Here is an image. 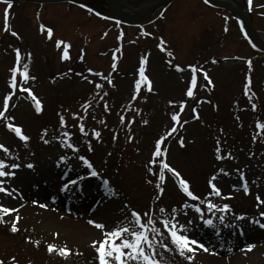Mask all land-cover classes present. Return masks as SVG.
<instances>
[{
	"label": "rangeland",
	"instance_id": "374dc122",
	"mask_svg": "<svg viewBox=\"0 0 264 264\" xmlns=\"http://www.w3.org/2000/svg\"><path fill=\"white\" fill-rule=\"evenodd\" d=\"M153 1L122 0V8L135 10ZM237 1L264 41V0H252L251 5L248 0ZM91 2L99 15L82 7ZM5 7L0 0V109H3V96L12 90L7 80L15 59L14 50L19 48L22 55L31 53L30 75L35 77L20 83L41 101L42 112H35L27 93L15 90L6 114L30 136L26 147L5 127L7 121L0 118V143L12 149L11 162L21 165L12 170L16 173L13 177L0 178L8 181L5 187L17 190L12 196L0 192V205L17 208L19 214L15 233L10 227L16 213H7L4 216L7 222L0 223L3 264H13L10 257H15V264H29V261L31 264H95L90 241L100 238V230L88 224V220L107 221V226L113 221L122 223L125 217L130 220V208L125 203L145 211V205L151 203L154 215L159 217V207H165V215H170L172 206L180 209L187 201L199 204L208 218L211 214L206 204L186 198L177 189L171 173L165 174L164 194L159 200L154 191L155 180L153 184L146 183V179L158 175L156 165H153L154 173L147 176L144 167L154 140L172 128L171 114L179 111L178 103L168 101L181 99L185 100L181 123L162 142V147L167 148L166 162L180 171L182 177L191 179L202 200L210 199L218 205L229 203L231 212L223 223L212 217L214 226L200 224L190 207L180 212L177 219L192 220V231L211 250L197 252L191 262L174 255L176 264H264V228L252 223L253 220L264 223V217L259 215L264 204L256 199L259 196L264 201V129L256 128L257 121L264 124V48L237 13L203 0H172L148 19L128 24L116 18L106 0L57 3L16 0L9 9L8 29H5ZM40 25L45 26V31L40 30ZM48 27L53 29L51 39L46 35ZM13 31L16 36L12 35ZM250 37L260 47L259 51L247 44L246 38ZM57 39L70 45V59H60L63 43L58 48ZM114 52L117 67L112 70ZM81 54L83 59H79ZM145 55L146 74L153 90L148 91L142 85L137 99L132 101L139 59ZM169 60L184 70L177 72ZM188 64L203 70L196 75L194 97L184 94L191 77L185 67ZM89 68L93 71L88 72ZM204 72L211 85L203 78ZM109 74L112 84L105 79ZM246 75L251 78L250 90L254 93L251 101L244 95ZM97 83L102 86L99 91L95 88ZM85 101L90 108H83ZM252 103L257 105L255 110ZM192 108L196 109L195 113ZM73 112L85 116L82 122L88 137L78 132ZM57 113L65 116L67 128L59 127ZM145 119L147 124L142 123ZM44 128L48 129L47 144L40 139ZM93 129L101 133L99 140L91 136ZM65 130L73 131L71 142L76 144V152L63 148L59 140L53 139ZM253 136L257 139L253 140ZM180 137L184 140L183 147L178 142ZM85 140L91 143L93 151H87ZM217 140L221 142V160L214 155ZM229 152L231 159L225 155ZM60 155L68 159L61 162ZM80 155L93 163L98 176H86L83 171L86 166L76 165ZM28 163L34 169L27 168ZM237 169L245 173L249 184L247 194ZM65 172L69 175L64 176ZM213 173H217L222 197L208 195L211 189L206 181ZM77 175L84 176L83 181H78L81 186L60 191L67 179H75ZM103 179L110 181L109 186L117 195H104ZM233 184L237 185L235 189L231 187ZM33 200L37 203L33 204ZM240 214L245 215V220L237 222L239 227H233L234 216ZM213 227L219 228V234L213 232ZM49 243L67 247L71 254L61 257L49 253ZM249 243L254 245L253 249L241 251Z\"/></svg>",
	"mask_w": 264,
	"mask_h": 264
},
{
	"label": "snow or ice",
	"instance_id": "6c2138e0",
	"mask_svg": "<svg viewBox=\"0 0 264 264\" xmlns=\"http://www.w3.org/2000/svg\"><path fill=\"white\" fill-rule=\"evenodd\" d=\"M6 4L4 8V17L5 23L4 28L8 29V17H9V9L13 6V0H3ZM208 0H205L207 3ZM252 0H248V4L251 5ZM99 15V13H96ZM40 30L43 32L45 31V26L40 25ZM148 35V33H145ZM13 36H16V32H12ZM46 35L47 38L51 39L53 36V29L51 27L46 28ZM121 36L123 33L120 34ZM117 39H120L118 36ZM63 43V51L61 53L60 59L67 60L70 59L69 51L70 45L67 42H62L61 40L57 39L55 41L56 46L59 48ZM163 43V41H161ZM159 46V45H158ZM255 47V45H253ZM15 59L13 62V66L9 68V77L7 80V84L9 85L10 91L7 92L3 96V109H0V118L4 121L5 127L15 134L16 137L19 138L21 142L24 143L26 147L28 142H30V136L25 134L22 131V126L16 123L11 122L12 117L6 114V110L9 108V101L10 99H14V90H19L21 92H25L34 102V110L36 113L42 112V104L39 99L32 93L31 89L28 87H24L20 81L27 82L28 80H35L34 76L30 75V61H31V53H27L26 55H22V52L19 48L15 49ZM82 51V50H81ZM169 56L172 55L171 52L168 53ZM79 59H83V55L79 57ZM146 62L147 56H142L139 59V65L137 69V78L134 81V91L132 94V101L137 99L138 93L141 91V87L146 86L148 91H152V81L149 79L148 75H146ZM168 63L175 68L177 72H182L184 69L181 68L180 64H173L171 60ZM248 64L249 70H251V60L246 62ZM117 67V58L116 53H113V60L111 64L112 70H115ZM186 68L191 70V77L189 79L188 85L185 89V96L186 97H194L195 92L194 88L197 85V71L203 72L202 69H198L194 64H188L185 66ZM71 71V69H69ZM88 72H92V69H87ZM79 75V73H77ZM183 78V77H182ZM203 78L207 81L209 85L212 84L211 79L207 76V73H203ZM108 84H112L111 76L109 74L106 77ZM91 82V81H89ZM251 85V78L249 75L245 76V83H244V95L248 96L250 101L254 93L250 90ZM101 85L97 83L95 88L97 91L101 89ZM203 87V85H201ZM106 95V93H105ZM132 101H129V105H131ZM169 104H176L179 105V111H175L171 114V120L176 122L173 124L172 128L168 129L162 135H159L158 138L154 140L152 145V151L150 153V158L147 160L146 164L144 165L146 169V176L147 174H153L154 168L153 165L158 167V175H153V179H146V183L153 184V180H155L154 184V191L157 193V200L164 194V184L166 182V172L171 173L172 177L175 178V183L178 186V189L186 198H190L192 201H201L202 204H206L207 212L211 214L208 218H205L204 211L201 206L197 203L188 204L185 201L184 204L180 205V209H177L175 206L171 207L170 215H165L166 209L165 207L161 206L158 208L159 217L154 215L152 205L149 203L145 205L147 209H137L132 207L131 205L125 203L126 208H130L128 215L131 217L129 220L125 217V220L122 223L113 221L111 226H107V221H97L94 219H89L88 224L93 225L96 229L100 230V238L99 239H92L90 241V246L94 251L93 260L95 264H176L174 260V255H178L181 258L186 259L187 261L191 262L194 260V256L199 251L209 252L211 249L210 247H206V242H202L200 238H197L196 234L192 231L194 227L192 220H187L185 222H180L177 219V216L180 212H182L185 208L190 207L194 210L197 214L200 224L205 226H214V219L212 217H216L221 223H223L226 219V215L231 212V206L229 203H223L218 205L214 203L210 199H203L201 195L196 194V189L194 183L191 181L190 178H185L181 176V172L178 171L175 167H172L170 163L166 162V153L167 148L162 147V142L165 141L166 137L170 136L172 133L177 131L176 124L180 122V114L183 112L185 108V100L181 99L179 101L169 100ZM199 103V101H197ZM91 105L88 101H85L83 104L84 109L90 108ZM253 110L256 109L257 105L255 103L251 104ZM105 110H107V104L105 103ZM139 112V109H137ZM192 112L195 113L196 109L192 108ZM58 115V125L61 129H65L68 127L66 124L65 116L62 113H57ZM74 118H77V125L75 126L78 129V132L81 134L82 137H88L89 133L85 130V123L82 122L85 120L84 115H79L76 112L72 113ZM198 118V116L196 117ZM94 119V117H93ZM239 119V117H237ZM121 124L124 123V117L121 116L120 118ZM103 122V121H101ZM129 125L132 123V120L129 119L127 122ZM142 123L147 124L148 121L145 119ZM184 124L187 121L183 122ZM182 126V125H181ZM257 129H264V124H261L260 121L256 122ZM221 132L223 129L220 130ZM48 129H42V135L40 139L45 143H49L48 140L45 139V135L47 134ZM91 136L95 137L97 140L100 139L101 133L98 130L93 129L91 132ZM73 137L72 130H65L62 131L59 135H54V140H59L61 146L66 149H71L73 152H76L78 149L76 144L71 142ZM115 134H113V139H115ZM129 140L132 139L131 136L128 137ZM257 139L256 136H253V140ZM87 144V151H93L91 143L87 140L84 141ZM180 145L183 147L184 140L183 137H180L179 141ZM220 141H216V147L214 149V155L217 160L223 159L221 155V147ZM139 151V148H137ZM229 159L232 158V154L225 153ZM251 155V153H249ZM14 153L12 149L6 146L4 143H0V178L7 177L11 178L16 173L12 170L19 169L21 165L16 162H11ZM59 161L64 162L68 159L66 155H60ZM80 163L85 165V169H83L86 176L96 177L99 175L97 170L93 167V163L90 162L88 158L84 155H80L76 161V165L79 166ZM29 169H34V165L32 163H28L26 165ZM6 169H8L6 171ZM220 172H224L223 169L219 170ZM239 174V179L243 182L242 188L245 194L249 192V184L248 181L245 180V173L241 169H237ZM69 173L65 172L64 176H68ZM227 175V173H225ZM84 176L77 175L75 179H67L66 182L62 184L60 191H64L68 189L70 186L73 188L78 187V181H83ZM213 181H217L214 183ZM8 183L5 179H0V192L6 194L7 196H12L17 190L15 188L5 187V184ZM219 183L217 173H213L211 178L206 181L207 186L211 189L208 192V195L215 196V197H222L221 187H218L217 184ZM110 181L108 179H103L101 187L104 189L105 196H114L117 193L110 188ZM233 189L237 187V185H231ZM83 189H81L82 191ZM227 195H231L228 193ZM55 197H53L54 199ZM257 201L261 204H264V201L260 200V197H256ZM33 204H36L37 201L33 200ZM41 207H46L47 205L41 204ZM16 213V218L11 221L10 231L15 233L18 231L17 228V219H19V214L17 212V208L14 207H5L0 205V223H6L7 221L4 220V216L7 213ZM218 213V215H217ZM186 215V213H185ZM261 217H264V211L259 213ZM162 217V219L160 218ZM245 220V215H235L233 219V227H239L237 224L238 221ZM160 224V227L157 224ZM253 224H259L260 228H264V223H260L259 221L253 220ZM163 229V231L161 230ZM213 232L219 234V228L213 227ZM165 237L167 240H165ZM26 240H29V237H25ZM33 243H39L38 241H34ZM254 247L253 244L249 243L244 245L241 251L246 252L252 250ZM47 251L49 253L55 252L56 254L60 255L61 257H67L71 254V249L67 247H57L54 244H47ZM10 260L13 261L15 264V257H10ZM0 264H3V261H0ZM29 264L31 262L29 261Z\"/></svg>",
	"mask_w": 264,
	"mask_h": 264
},
{
	"label": "water",
	"instance_id": "95a60500",
	"mask_svg": "<svg viewBox=\"0 0 264 264\" xmlns=\"http://www.w3.org/2000/svg\"><path fill=\"white\" fill-rule=\"evenodd\" d=\"M37 2H57V1H65V0H34ZM170 0H156L152 3H149L143 7H141L139 10L134 11L132 14L123 12L119 9L120 0H109L110 8L122 19H125L127 21H140L143 19H146L148 16H150L151 13H153L154 10H156L159 6L165 4ZM212 2L214 5L226 8L228 10H232L237 12L241 18L243 19L245 25L249 28L250 33L254 36V38L264 46V42H262L260 39H258L256 31L251 26L246 13L244 12V9L240 5H234L230 2H227L225 0H208Z\"/></svg>",
	"mask_w": 264,
	"mask_h": 264
},
{
	"label": "bare ground",
	"instance_id": "6f19581e",
	"mask_svg": "<svg viewBox=\"0 0 264 264\" xmlns=\"http://www.w3.org/2000/svg\"><path fill=\"white\" fill-rule=\"evenodd\" d=\"M225 1H231V3L234 5L239 4L237 0H225ZM259 36H261L260 33H259ZM80 185H81V183H80ZM262 233L264 234V232H262Z\"/></svg>",
	"mask_w": 264,
	"mask_h": 264
}]
</instances>
